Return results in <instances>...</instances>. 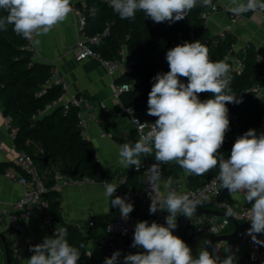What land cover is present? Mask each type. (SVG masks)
<instances>
[{
  "label": "clouds",
  "instance_id": "clouds-1",
  "mask_svg": "<svg viewBox=\"0 0 264 264\" xmlns=\"http://www.w3.org/2000/svg\"><path fill=\"white\" fill-rule=\"evenodd\" d=\"M109 6L121 19L134 20L136 13L155 23H175L194 8L212 7V0H108ZM257 9L264 11V0H230L229 12L240 16ZM0 10L7 12L0 17V30L8 26L27 40L46 35L57 24L63 22L72 11L71 0H0ZM39 43V40H33ZM169 71L157 73L152 79L148 93L147 114L157 117L154 123L141 124L139 139L118 145L119 163L126 169L142 166L141 156H152L155 161L147 170L151 174V204L149 213L166 211L165 224L147 220L134 226L131 247L143 248V252L129 253L123 264H235L234 255L220 259L208 250L210 241L205 240L193 256L192 249L180 237L173 234L177 217L191 218L200 200H193L187 193L170 190L160 192L157 177L161 176V164H175L189 175L202 176L219 166L216 180L230 196L243 195L251 204L247 211L250 227L247 233L252 240L264 234V132L257 134L249 129L238 136L226 159L218 150L222 147L226 133L230 130L228 103H242L231 87V66L224 61H212L209 49L200 40L184 42L166 52ZM180 77L187 78V83ZM200 93H211L212 98L200 100ZM150 125V127H149ZM148 127V131H144ZM171 181L165 182V189ZM119 185L104 182V196L110 199L112 208H118L122 219L127 220L134 204L127 198L115 196ZM229 218L233 211L226 212ZM67 228L57 227L54 237H45L41 243L30 245L33 254L27 264H77L80 249L67 239ZM82 247V245L80 246ZM225 251H229L226 246ZM121 252H113L104 264H119Z\"/></svg>",
  "mask_w": 264,
  "mask_h": 264
},
{
  "label": "trees",
  "instance_id": "trees-1",
  "mask_svg": "<svg viewBox=\"0 0 264 264\" xmlns=\"http://www.w3.org/2000/svg\"><path fill=\"white\" fill-rule=\"evenodd\" d=\"M80 6L86 17V32L99 35L93 48L104 60L121 58L123 51L129 54L132 61L131 71L119 75L117 81L132 84L120 96L125 106L132 107L136 112H147L148 93L154 82L152 78L157 73L169 71L166 52L184 42L191 43L194 38L199 37L206 25L203 13L211 8L198 6L178 22L155 23L139 11L134 20L121 19L109 6L108 0H84ZM6 15L7 12L0 10V17ZM236 43L237 36L231 30L214 35L206 43L210 60L224 61L231 66V87L242 98V103L226 105L229 109L230 130L218 150L225 158L230 155L235 142L232 134L235 131L256 130L264 117V90L262 99L255 97L257 86L264 87V58H258L259 52L249 42L246 49L244 46L236 51L241 62L237 66L232 58H226ZM27 44L28 40L18 36L11 25L7 31L0 30V104L5 115L11 117L17 148L30 153L41 169L60 165V171L72 179H77L81 177L80 173H84L83 177L101 181L105 173L98 161L93 142L78 127V108L72 105L64 111V105L59 102L63 93L62 83L53 80L54 65L36 59L33 52L26 47ZM182 79L187 83V78ZM198 95L202 101L212 98L211 93ZM54 101H58V104L48 108ZM150 118L153 122L157 119L153 116ZM31 141L40 143L42 151L39 155L35 154ZM46 156L49 158L47 163L43 160ZM3 168L4 165L0 163V171ZM75 168L79 170L78 175L72 174ZM124 171L127 173L126 184L133 187L143 186L141 171L135 170L134 166ZM218 171L219 166L202 176L190 175L188 187L202 186ZM47 185L50 188L46 194L50 213L55 220L61 222L62 227L67 228L68 242L80 249L79 261L81 264L96 263L93 255L85 249L91 234L82 236L73 224L62 219L60 194L52 187L54 180L47 181ZM225 201L233 204L228 197ZM118 213L119 209L116 208L114 215L110 213L100 219L107 222ZM182 219L183 215L177 217V227L173 232L184 235L185 243L192 246L194 237L185 235ZM240 225L242 226L241 222ZM0 245H3L1 237ZM12 251L11 249V255Z\"/></svg>",
  "mask_w": 264,
  "mask_h": 264
},
{
  "label": "crops",
  "instance_id": "crops-1",
  "mask_svg": "<svg viewBox=\"0 0 264 264\" xmlns=\"http://www.w3.org/2000/svg\"><path fill=\"white\" fill-rule=\"evenodd\" d=\"M81 5L84 0H76ZM219 8L206 18V25L203 33L194 38L192 42L200 40L206 45L207 41L216 34L222 33L231 25V31L237 36V43L233 49L234 59L237 58L236 51L252 42L260 54H264V11L257 9L240 15V19L235 20L233 14L228 8L230 0H217ZM246 2V0H245ZM81 39L78 15L71 11L67 18L55 25L48 34L34 37L33 40H39L34 43L36 59L51 63L54 65L56 75L68 84V93L66 99L72 96L85 97L91 100L92 107L85 111V117L88 119V129L85 134L94 144L98 161L104 171L105 176H112L120 170H126L118 158V145L135 142L139 135L132 122V115L126 110V106L116 91L117 81L120 75L118 71L110 72L103 62L96 57H87L77 59L72 50ZM236 64V61H235ZM239 131H235L232 136L234 141ZM15 128L10 127L7 115H5L3 106L0 104V140L4 148L0 149V163L4 165L0 171V214L5 211L20 218L24 213V208L16 207V202L22 197L24 187L22 184L10 179L6 172L11 170L19 172L15 157L18 148L14 139ZM35 154L39 155L42 147L38 141H31ZM141 161L150 160L155 163V156H141ZM129 169V168H128ZM163 178L161 186L164 191V184L168 180L172 185H182L188 187L189 174H187L178 165L161 164ZM45 181L54 180V189L60 194V213L62 219L73 224L82 236L91 234L86 242V252L93 255L96 263L102 264L106 257L112 253L106 247H98V236L104 232L106 220L100 217L112 213L115 209L110 204V199L104 196V184L101 181L90 179L88 177H79L72 179L70 176L60 171V165H52L41 169ZM57 187H54V186ZM223 190V189H222ZM230 200L236 207H242L248 204L244 201L243 195L230 196ZM98 219V221H97ZM103 219V218H102ZM95 222L90 225V221ZM232 223V225H231ZM240 223V222H239ZM57 226H62L61 222L56 220ZM230 227V228H229ZM235 224L230 221L228 227L222 234L233 232ZM0 231L4 232L10 251L13 250L15 243L25 245V237L30 234L37 240H43L45 237H52L51 227L43 221V214L38 209L28 220L25 231H14L13 236H9V229L0 225ZM1 237V236H0ZM213 238V237H212ZM211 239V238H210ZM0 245V264H7V255L4 241ZM209 239L198 237L194 241V248L198 252L203 246V242ZM226 246L229 251H225ZM247 247L244 241L237 237L225 241L220 255L226 257L229 254L234 255L235 264H243ZM13 252V251H12ZM31 256H24L16 259L12 253L14 264H27V259ZM77 264H81L78 260Z\"/></svg>",
  "mask_w": 264,
  "mask_h": 264
},
{
  "label": "built area",
  "instance_id": "built-area-1",
  "mask_svg": "<svg viewBox=\"0 0 264 264\" xmlns=\"http://www.w3.org/2000/svg\"><path fill=\"white\" fill-rule=\"evenodd\" d=\"M214 8H210L203 15L207 18L213 12H215L219 8V4L217 0L213 1ZM72 11L77 13L78 15V23L81 34V39L78 41L76 46L72 48L75 52L77 59H84L87 57H96L100 59L106 68L110 72L118 71L120 75L128 74L131 71V59L129 54L126 51L122 52L121 58L116 60H104L99 52H97L93 48V44L99 40V35H90L86 32V17L83 13L82 7L76 2V0H71ZM241 16H234L235 20L240 19ZM226 30H231V25L227 26ZM247 43L245 45L248 46ZM33 53L35 52L33 46V40H28V44L26 46ZM244 49V50H245ZM258 58L263 59L264 54L258 53ZM226 58H232L236 61V65L240 66L241 62L238 58L234 59V51L231 50ZM56 71L53 74V80L62 83L63 93L59 98V102L64 105V111H67L72 105L78 108L77 114L79 117L78 127L81 130L82 134H86L88 129V119L85 117V111H89L92 107L91 100L85 97H76L72 96L70 99H66V95L68 93V84L56 75ZM264 76V75H263ZM132 84H122L119 83L116 85V91L118 94H121L124 90L129 89ZM263 86H257L255 97L261 98L263 97ZM58 104V101H54L51 103L48 108ZM126 110L132 115V122L135 126V129L138 133V128L140 127L139 122L141 124L154 123L150 115L147 114L146 111L136 112L130 106H126ZM7 120L9 126L11 125V117L7 116ZM139 121V122H138ZM150 127V125H149ZM145 132L149 130L148 127H144ZM257 134L264 132V117L261 120L258 128L256 129ZM245 132H238V136L242 135ZM4 148V144L2 140H0V149ZM230 156V155H229ZM228 156V157H229ZM227 157V158H228ZM226 158V159H227ZM16 165L19 168V172H13L11 170L6 172V175L12 179L23 185L24 193L22 197L16 202V207L24 208V213L20 218L13 216V214L5 211L4 214H0V225L5 226L9 229V236H13L14 231H25V226L34 213V210L38 209L43 214L44 223L51 227L52 237H54V233L57 227L56 220L50 213L49 203L47 199V192L50 189L45 181L43 176V172L39 165L37 164L34 157L25 150H18V153L15 157ZM155 162L150 160H143L142 166L138 171H141L143 174V186L142 187H133L132 185L126 184L127 181V173L123 170L116 172L112 176H105L102 180L104 184L105 181L110 183L119 185L116 192L114 193L113 198L115 196L125 197L127 196L128 200L134 204V210L129 214V218L124 220L121 218L120 213H118L115 217L109 219L104 227V232L98 236V247L104 248L106 247L110 253L119 250L121 252V256L119 258V264H123V257L129 253L135 254L137 252H143V248H133L131 247L133 234H134V226L138 221L147 220L149 224L153 221L159 224H165V217L168 215L166 211H157L155 214L149 213V207L151 204L150 195V181L151 174L147 172L152 164ZM134 169L137 170L134 166ZM162 175L157 177L156 183L158 184L159 190L162 193H167L170 190H175L178 193H187L191 199L193 200H210L216 198L220 195L222 191V187H220L219 182L216 180V177L219 174V171L211 177L206 183L197 188L183 187L182 185H172L166 191L162 189L161 180L163 178V170L161 169ZM54 187H57L56 185ZM251 205H246L242 207H236L229 202L223 201L217 204L216 208L221 209L225 212L229 208L233 211V216L242 223L240 225L239 231L236 237L246 244L247 251L246 255L243 259V264H264V244L254 242L252 237L247 233V229L250 227V222L247 221V211ZM90 225H94L95 222L91 220ZM230 220L215 214H194L191 218H187L183 216L182 226L185 229L186 236H193L194 240L198 237H205L210 239L216 235H220L224 232V230L228 227ZM174 235L180 237L184 240V235L173 232ZM257 239L260 241H264V234H259ZM43 240H37L32 235L28 234L25 237V245H20L19 243H15L13 248V255L16 259H21L24 256H31L33 253L29 251L30 245H35L41 243ZM192 249L193 256H197L198 252L195 250L193 246H189ZM220 259H224L223 255L218 254ZM104 264V261H102Z\"/></svg>",
  "mask_w": 264,
  "mask_h": 264
},
{
  "label": "water",
  "instance_id": "water-1",
  "mask_svg": "<svg viewBox=\"0 0 264 264\" xmlns=\"http://www.w3.org/2000/svg\"><path fill=\"white\" fill-rule=\"evenodd\" d=\"M126 43L127 42L125 41L124 44H126ZM180 79L183 82L182 77H180ZM32 121H33V119H32ZM43 160L46 163L49 162L48 156L44 157ZM72 174L78 175L79 174V170L77 168H75L72 171ZM79 175L81 177H83L84 173H80ZM227 194H228L227 190L223 189L221 191L220 195L217 196L216 198H213V199H210V200L201 201V204L197 206V210L195 212V214H215V215H219V216H222L224 218L229 219L230 221H232L235 224V229H234L233 232L228 233V234L216 235L213 238L209 239V241L211 243L208 245V250L210 252L213 251V253L214 254L216 253L217 255L220 253L221 248H223V243L225 241H229L230 239L235 238L237 233H238V231H239V228H240V223L234 216L229 218L228 216H226V212L225 211L216 208L218 203L225 201V198H226ZM0 236L2 237V239L4 241V244H5L6 255H7V264H13V259H12V255H11V252H10V248H9L7 237H6L5 233L2 232V231H0ZM192 246L194 247V242H193Z\"/></svg>",
  "mask_w": 264,
  "mask_h": 264
}]
</instances>
